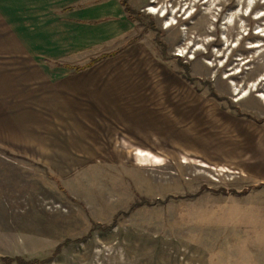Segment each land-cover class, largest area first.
<instances>
[{
    "label": "rangeland",
    "instance_id": "rangeland-1",
    "mask_svg": "<svg viewBox=\"0 0 264 264\" xmlns=\"http://www.w3.org/2000/svg\"><path fill=\"white\" fill-rule=\"evenodd\" d=\"M49 1L114 35L58 77L108 127L91 138L81 107L41 160L0 140V258L264 264V0H127L132 22L120 0Z\"/></svg>",
    "mask_w": 264,
    "mask_h": 264
},
{
    "label": "crops",
    "instance_id": "crops-1",
    "mask_svg": "<svg viewBox=\"0 0 264 264\" xmlns=\"http://www.w3.org/2000/svg\"><path fill=\"white\" fill-rule=\"evenodd\" d=\"M79 4L0 0V140L11 154L43 159L40 154L56 144L55 134L69 128L65 125L71 124V130L78 134L81 107L88 110L84 119L90 124L91 138L108 127L98 115L102 111L97 112V107L104 106L98 100L84 98L81 106L80 91H91V85L81 88L80 82L64 84L58 80L68 70L73 79L79 76L60 66H71L61 60L77 58L87 48L114 36L104 30L105 19L95 8ZM40 59L45 61L44 67L36 65ZM109 106L114 112L124 107L118 99ZM6 177L12 179L0 174V180Z\"/></svg>",
    "mask_w": 264,
    "mask_h": 264
},
{
    "label": "trees",
    "instance_id": "trees-1",
    "mask_svg": "<svg viewBox=\"0 0 264 264\" xmlns=\"http://www.w3.org/2000/svg\"><path fill=\"white\" fill-rule=\"evenodd\" d=\"M120 3L122 5V7L124 8L126 14L128 15V19L132 22L133 19L129 16L132 14V10L127 2V0H120ZM97 24V23H95ZM110 55H107V56H102L101 57V60L102 58L105 59L107 57H109ZM98 59L96 60H93V62L89 63L88 65H85V66H75V67H70V66H65V65H60V66H63L65 68H68V69H71L73 71L74 74H77V73H80L86 69H89V68H92L94 65H96V63H98ZM0 262H2L3 264H37L38 262L37 261H23L21 259L19 260H14L12 258H0ZM39 264V263H38Z\"/></svg>",
    "mask_w": 264,
    "mask_h": 264
}]
</instances>
